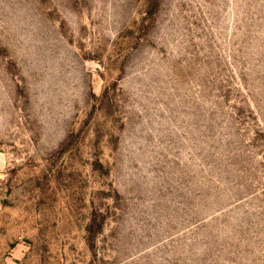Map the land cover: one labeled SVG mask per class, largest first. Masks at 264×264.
<instances>
[{
	"label": "rangeland",
	"instance_id": "obj_1",
	"mask_svg": "<svg viewBox=\"0 0 264 264\" xmlns=\"http://www.w3.org/2000/svg\"><path fill=\"white\" fill-rule=\"evenodd\" d=\"M0 264H264V0H0Z\"/></svg>",
	"mask_w": 264,
	"mask_h": 264
}]
</instances>
